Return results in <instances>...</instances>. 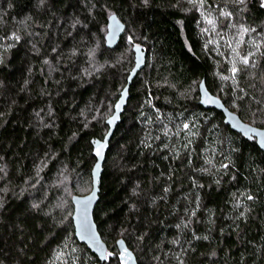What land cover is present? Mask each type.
I'll return each mask as SVG.
<instances>
[{
    "label": "trees",
    "instance_id": "obj_1",
    "mask_svg": "<svg viewBox=\"0 0 264 264\" xmlns=\"http://www.w3.org/2000/svg\"><path fill=\"white\" fill-rule=\"evenodd\" d=\"M261 2L205 0L219 21L205 31L199 1L0 0V264H120L119 239L138 264H264V152L199 104L205 79L264 128ZM113 14L126 30L111 49ZM241 25L260 41L255 67L224 80ZM135 45L148 58L104 164L94 218L114 255L101 262L75 235L72 197L92 190V141L108 131Z\"/></svg>",
    "mask_w": 264,
    "mask_h": 264
},
{
    "label": "water",
    "instance_id": "obj_2",
    "mask_svg": "<svg viewBox=\"0 0 264 264\" xmlns=\"http://www.w3.org/2000/svg\"><path fill=\"white\" fill-rule=\"evenodd\" d=\"M113 16L115 19L113 20ZM118 26V27H117ZM126 30V25L124 22L116 15L113 14L108 19L107 33L105 36L106 45L108 48L114 49L120 43V40ZM138 46V47H137ZM133 51L135 54V65L133 69L130 71L127 84L124 89L121 91L118 100L114 106L113 114L106 120V124L108 125V131L103 139H94L92 141L93 144V155L96 159V162L92 168V190L90 193L86 195H74L72 197V203L74 206V212L72 215L75 235L80 243L85 244L97 257L101 262H105V259H102L101 252H108V245L103 240L99 230L98 225L94 218L95 208L100 200L101 193V180L104 173V164L106 161L107 153L110 149V143L114 136L117 126L122 121V115L124 114L126 107L128 105V101L130 99V87L137 77L138 73L145 68L147 64V52L144 50L143 46L135 45L133 47ZM199 93L200 100L199 104L205 109H215L223 113L224 115V123L228 125L233 131L241 134L248 140H255L260 147V149L264 152V128H259L253 126L249 123H246L241 119V117L230 110L221 98L214 95L207 87L206 80L203 79L199 85ZM216 101V102H213ZM120 105L119 107H116ZM94 141H100L105 145L102 149L103 157L98 158L95 155L96 146ZM97 164L99 167L97 168ZM88 198H91L90 203L88 204L86 213L83 211L82 204L78 201H83ZM86 215V223L90 226L91 234L94 236V240L89 239L88 236L84 235L81 230V223ZM119 241H123V244H119ZM117 247L119 251V261L121 264V253L124 250H127V253L130 255L131 259L126 261V264H138L137 257L134 251L128 246L124 239H119L117 241Z\"/></svg>",
    "mask_w": 264,
    "mask_h": 264
},
{
    "label": "snow or ice",
    "instance_id": "obj_3",
    "mask_svg": "<svg viewBox=\"0 0 264 264\" xmlns=\"http://www.w3.org/2000/svg\"><path fill=\"white\" fill-rule=\"evenodd\" d=\"M44 0H41V3H43ZM145 3H147V0H144ZM189 2H195V0H189ZM236 2L240 3V4H243L245 3V0H236ZM199 3L201 5H203L205 3V0H199ZM261 7H264V0H262L261 2ZM220 15L221 16H224L225 18H231L232 17V13L231 12H228V11H221L220 12ZM115 19V17L113 16V20ZM207 23L209 25H211L213 27V29L215 28V20L214 19H211V18H208L207 19ZM118 27V26H117ZM255 29H250V28H247V27H244L243 25L239 26L238 28V31H237V37L235 38V47H233V41H228V46L232 49V53H233V59L231 61V69H230V72H231V76H222L221 78L224 79V80H228V79H232L234 82L236 80V77H237V74L241 71V69L238 67V64L240 65H244L245 67H255V61L252 59L254 56H255V52L253 51H248L246 54H243L241 55V53L238 51L239 47L241 44H244V43H251L252 45L255 46V48L257 50H259L260 48V44L257 43L256 41H245L244 40V37L246 35H248L250 32H254ZM14 39L16 40H19V37L18 36H13ZM129 42L131 43L132 42V37H129ZM138 47V46H137ZM264 54V53H262ZM213 102H216V101H213ZM120 105H117L116 107H119ZM183 128L184 129H188L189 128V124H184L183 125ZM94 144L96 146V149H95V155L98 157V158H102L103 157V152H102V149L105 147V145L103 143H101L100 141H94ZM224 167H227V165H223ZM97 168L99 167V164H97L96 166ZM248 199H252L251 196L248 197ZM91 201V198H88L86 200H83V201H78L79 203L82 204V207H83V211L86 213L87 211V207H88V204L90 203ZM33 207H38V205H33ZM81 230L83 232L84 235L88 236L89 239H92L94 240V236L91 234V231H90V226L86 223V215L84 217V219L82 220V223H81ZM119 244H123V241H119L118 242ZM63 255V253H60L58 254L57 256V259L59 260L60 257ZM112 255H114L113 253L111 252H101V257L102 259H105L107 260L109 257H111ZM131 259L130 255L127 253V250L125 249L123 253H121V257H120V260H121V264H126V261Z\"/></svg>",
    "mask_w": 264,
    "mask_h": 264
},
{
    "label": "rangeland",
    "instance_id": "obj_4",
    "mask_svg": "<svg viewBox=\"0 0 264 264\" xmlns=\"http://www.w3.org/2000/svg\"><path fill=\"white\" fill-rule=\"evenodd\" d=\"M199 0H195V2H192L193 4H196ZM198 10L200 12V17H201V20H202V26H203V29L206 31L207 29H212V30H216L217 27H218V24H219V21H218V17H216L213 13V10H211L210 8H204L201 4L198 6ZM208 18H211V19H214L215 20V28L213 29V27L211 25H209L207 23V19ZM129 37H132V42L130 43L129 42ZM135 37H139V35L137 33H134V36L133 35H127L126 38H125V41L127 43V45L131 48L132 45L134 44H138L139 42L136 41ZM237 37V35H235L231 41H233V47H235V38ZM256 41L257 43L260 44V41L257 39L256 36H252L251 38H249L248 42L250 41ZM251 45V51H253L252 49H256L254 45H252L251 43H249ZM257 50V49H256ZM256 52V51H255ZM233 59V56L231 57V61ZM80 185V184H79ZM82 186V185H80Z\"/></svg>",
    "mask_w": 264,
    "mask_h": 264
}]
</instances>
